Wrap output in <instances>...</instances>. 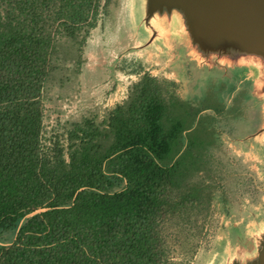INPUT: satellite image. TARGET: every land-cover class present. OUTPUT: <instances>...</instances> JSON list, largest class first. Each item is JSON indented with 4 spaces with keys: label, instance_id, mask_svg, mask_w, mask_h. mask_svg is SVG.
Wrapping results in <instances>:
<instances>
[{
    "label": "trees",
    "instance_id": "16d2710c",
    "mask_svg": "<svg viewBox=\"0 0 264 264\" xmlns=\"http://www.w3.org/2000/svg\"><path fill=\"white\" fill-rule=\"evenodd\" d=\"M110 3L0 0V236L15 231L0 264H186L193 250L181 238L212 202L195 178L242 69L193 98L143 72L100 120L48 134L47 82L60 60L81 65Z\"/></svg>",
    "mask_w": 264,
    "mask_h": 264
},
{
    "label": "rangeland",
    "instance_id": "374dc122",
    "mask_svg": "<svg viewBox=\"0 0 264 264\" xmlns=\"http://www.w3.org/2000/svg\"><path fill=\"white\" fill-rule=\"evenodd\" d=\"M207 33L185 29L177 4L111 0L86 39L81 65L60 60L51 74L43 122L50 134L83 116L96 114L100 120L127 98L143 72L174 81L181 97L193 98L218 80L226 82L227 74L233 79V70L242 67L233 92L225 95L227 105L234 103L232 110L225 118L217 116L209 168L195 178L211 182V205L199 215L194 232L184 231L181 245L183 250L193 245L186 264H251L264 243V52L237 38ZM239 122L251 127L241 128ZM14 235L4 232L0 244Z\"/></svg>",
    "mask_w": 264,
    "mask_h": 264
},
{
    "label": "water",
    "instance_id": "95a60500",
    "mask_svg": "<svg viewBox=\"0 0 264 264\" xmlns=\"http://www.w3.org/2000/svg\"><path fill=\"white\" fill-rule=\"evenodd\" d=\"M164 1L184 8L192 30L201 28L209 36L237 38L245 45L258 46L264 52V0ZM154 3L155 0H150L151 7ZM261 251L258 253L260 264H264V249Z\"/></svg>",
    "mask_w": 264,
    "mask_h": 264
},
{
    "label": "bare ground",
    "instance_id": "6f19581e",
    "mask_svg": "<svg viewBox=\"0 0 264 264\" xmlns=\"http://www.w3.org/2000/svg\"><path fill=\"white\" fill-rule=\"evenodd\" d=\"M178 7H179V10H180V12H181V14H182V17H183V26L185 27V29H187L189 32H193V30H192V25H191V22H190V20H189V18H187V13H186V11L184 10V8L182 7V6H179L178 5ZM175 36V35H174ZM236 234V233H235ZM232 244V243H231ZM264 249V243H263V246H262V249L261 250H263ZM260 250V251H261ZM259 251V252H260ZM222 252V251H221ZM262 252V251H261ZM260 260H261V258H260V255H256L255 256V258L253 259V262L251 263V264H260Z\"/></svg>",
    "mask_w": 264,
    "mask_h": 264
},
{
    "label": "crops",
    "instance_id": "0c3cea01",
    "mask_svg": "<svg viewBox=\"0 0 264 264\" xmlns=\"http://www.w3.org/2000/svg\"><path fill=\"white\" fill-rule=\"evenodd\" d=\"M240 69H242V67H241ZM242 70H243V69H242ZM241 73H243V72H241ZM232 74H233V72H232ZM227 76H229V77H230V75H228V74H227Z\"/></svg>",
    "mask_w": 264,
    "mask_h": 264
}]
</instances>
